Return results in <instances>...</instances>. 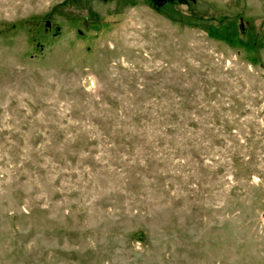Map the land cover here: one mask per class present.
<instances>
[{"label": "rangeland", "instance_id": "obj_1", "mask_svg": "<svg viewBox=\"0 0 264 264\" xmlns=\"http://www.w3.org/2000/svg\"><path fill=\"white\" fill-rule=\"evenodd\" d=\"M0 264H264V0H0Z\"/></svg>", "mask_w": 264, "mask_h": 264}, {"label": "flooded vegetation", "instance_id": "obj_2", "mask_svg": "<svg viewBox=\"0 0 264 264\" xmlns=\"http://www.w3.org/2000/svg\"><path fill=\"white\" fill-rule=\"evenodd\" d=\"M158 4H163L168 2L169 0H155Z\"/></svg>", "mask_w": 264, "mask_h": 264}, {"label": "trees", "instance_id": "obj_3", "mask_svg": "<svg viewBox=\"0 0 264 264\" xmlns=\"http://www.w3.org/2000/svg\"><path fill=\"white\" fill-rule=\"evenodd\" d=\"M158 4V3H157ZM48 28V27H47Z\"/></svg>", "mask_w": 264, "mask_h": 264}]
</instances>
